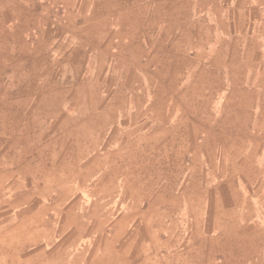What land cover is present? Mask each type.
<instances>
[{
  "label": "rangeland",
  "instance_id": "obj_1",
  "mask_svg": "<svg viewBox=\"0 0 264 264\" xmlns=\"http://www.w3.org/2000/svg\"><path fill=\"white\" fill-rule=\"evenodd\" d=\"M95 1L13 0L34 6L39 25L8 27L17 58L0 33V264L125 250L162 264L249 257L251 240L238 237L264 167L247 153L255 125L236 113L231 65L246 50L264 62V4L109 0L142 9L130 35L107 41L68 26V5L86 18L81 5ZM18 232L34 242L3 248Z\"/></svg>",
  "mask_w": 264,
  "mask_h": 264
},
{
  "label": "crops",
  "instance_id": "obj_2",
  "mask_svg": "<svg viewBox=\"0 0 264 264\" xmlns=\"http://www.w3.org/2000/svg\"><path fill=\"white\" fill-rule=\"evenodd\" d=\"M253 5L264 4V0H250ZM27 5V2H26ZM68 10H70V15L73 18L71 22L68 24L71 30L76 31L79 26H90L92 27L89 30L90 33L101 34L102 37L97 40H107L114 41L115 35H130V30L124 28L131 25H140L138 14V21H136V17L133 11L141 10L142 6L140 3H131L129 1L126 2H115V1H95L94 3L90 2L89 4H82V10L90 9V17L80 18L78 15L72 14L71 9L72 5H68ZM78 9V8H77ZM2 10V11H1ZM35 8L32 5H24L15 4L13 0H0V33L2 34V41L7 42V47L3 52H6L8 57H19L18 50L15 46L11 45L9 38L10 35L14 32V30L9 29L22 25H29V23L38 28L39 25L37 23V17H31L30 15L36 13ZM32 13V14H31ZM35 15V14H34ZM25 19H22L24 17ZM34 19V21L32 20ZM33 21V22H32ZM264 24V23H263ZM119 27L118 30L114 31L111 27ZM123 27V28H121ZM8 31V32H7ZM43 32V30H42ZM264 34V33H263ZM109 36L108 38L104 36ZM139 36V35H138ZM253 36V34H252ZM11 37V36H10ZM122 40L125 37L121 38ZM128 40L132 38L127 37ZM135 39V38H133ZM6 44V43H5ZM6 46V45H5ZM2 50V49H1ZM32 54L36 53L38 50L36 48H30ZM2 51H0V65H2L1 58L4 57ZM262 56L260 53L253 50H246L242 53L241 60H236L233 65L236 68V71L240 74V76H236L237 78L232 80L230 83V87L236 91L234 104L236 106V113L239 111L237 108H240L241 114L243 115V121H253L255 127L253 131L250 133V145L247 147V153L250 155H254L260 164L264 167V62H262ZM261 60V63H260ZM229 65V66H230ZM261 65V66H260ZM231 68V67H230ZM228 74H231L228 71ZM249 92V93H248ZM1 106V105H0ZM1 111V108H0ZM2 112V111H1ZM12 121L18 122V115L16 113L11 114ZM3 115L0 114V121L3 120ZM18 128V124L12 126V129ZM96 146L91 147V151ZM264 169V168H263ZM251 210L250 216L252 220V224L250 226H242V236L238 237L243 242H246L248 238L251 240L252 246L249 250V257L247 253L243 252V257H241V261H230V264H264V176L262 180L259 181L256 194L251 196L250 200ZM244 217L248 216V210L245 208ZM242 210V211H243ZM239 228V227H238ZM14 233V232H13ZM13 233H10V240L6 238L5 241H9L8 243L4 242L5 245L15 248L16 251H19V245L24 246V238H22L21 233L18 232L17 238L20 240H13ZM117 234H120L118 231ZM224 234V233H223ZM247 234V236H246ZM250 234V237H248ZM16 239V238H15ZM17 239V240H18ZM131 239V238H130ZM224 239V246L227 245V241L229 240L226 235L221 237V240ZM259 241L262 242V245L259 246ZM22 242V243H21ZM73 242L67 240L63 243L60 250L63 254H68L72 251ZM10 248V249H11ZM224 249V248H220ZM226 249V247H225ZM128 250L119 253L118 258H113L112 261H79L77 258L66 260V261H58L57 264H162L161 261H146L145 259L135 257H127ZM140 254V252H139ZM78 254L75 252V256ZM141 255V254H140ZM247 256V257H246ZM5 255L1 257V261L5 259ZM6 260V259H5ZM4 260V261H5ZM29 261V260H27ZM180 261H176L174 264H179ZM210 261H208L209 264ZM191 261H186V264H190ZM182 264V263H181ZM219 264H227V261H219Z\"/></svg>",
  "mask_w": 264,
  "mask_h": 264
},
{
  "label": "bare ground",
  "instance_id": "obj_3",
  "mask_svg": "<svg viewBox=\"0 0 264 264\" xmlns=\"http://www.w3.org/2000/svg\"><path fill=\"white\" fill-rule=\"evenodd\" d=\"M35 238H37V237H35Z\"/></svg>",
  "mask_w": 264,
  "mask_h": 264
}]
</instances>
